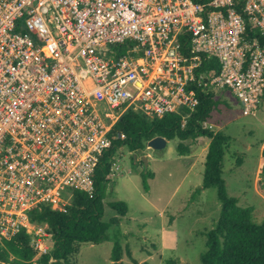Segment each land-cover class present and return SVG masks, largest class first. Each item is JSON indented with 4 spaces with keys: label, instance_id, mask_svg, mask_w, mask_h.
<instances>
[{
    "label": "built area",
    "instance_id": "built-area-1",
    "mask_svg": "<svg viewBox=\"0 0 264 264\" xmlns=\"http://www.w3.org/2000/svg\"><path fill=\"white\" fill-rule=\"evenodd\" d=\"M199 90L259 110L264 0H0V242L25 231L37 264L54 241L31 212L93 195L124 112L194 111Z\"/></svg>",
    "mask_w": 264,
    "mask_h": 264
},
{
    "label": "rangeland",
    "instance_id": "rangeland-1",
    "mask_svg": "<svg viewBox=\"0 0 264 264\" xmlns=\"http://www.w3.org/2000/svg\"><path fill=\"white\" fill-rule=\"evenodd\" d=\"M215 97L218 105L204 127L231 137L223 174L228 193L237 197L241 206H253L254 219L261 223L264 101L255 114L246 115L240 100L230 92L216 91ZM181 142L189 149L185 154L178 150ZM209 142V137L198 136L168 140L166 148L158 151L148 148V142L140 152L131 151L127 145L118 148L103 220L109 222L118 216L120 224L109 227L108 239L102 244H84L78 254L79 264H113L116 241L122 246L123 264H201L200 255L206 249L204 232L214 227L221 212L217 189H202ZM144 155L149 161L147 168L141 163ZM147 170L155 176L148 180L149 191L145 192L142 172ZM114 200L128 203L125 216L111 208L109 202Z\"/></svg>",
    "mask_w": 264,
    "mask_h": 264
},
{
    "label": "trees",
    "instance_id": "trees-1",
    "mask_svg": "<svg viewBox=\"0 0 264 264\" xmlns=\"http://www.w3.org/2000/svg\"><path fill=\"white\" fill-rule=\"evenodd\" d=\"M124 48L121 54L125 51ZM211 63L219 70L217 61L213 60ZM199 98L200 103L194 111L184 109L163 118H149L133 108L124 112L113 131L124 133L126 137L115 140L104 154L96 170V189L93 195L75 190L70 204L64 210L44 206L31 212L34 222L48 225L54 241L52 250L39 259V264H68L71 261L72 264H79L78 254L84 244H102L108 239L109 227L120 224L121 220L118 216L112 217L109 222L103 220L104 199L109 176L112 174L113 156L124 145L133 152H140L149 140L157 136L168 140L179 138L181 141L198 136L210 139L202 189H217L221 212L214 227L204 232L206 249L200 255L201 264H264V220L256 222L254 207L241 206L238 198L228 193L223 176L231 137L223 131L214 132L204 127L217 107L218 100L214 92L203 90H199ZM184 116L187 119L185 124ZM178 150L181 154L189 151L182 142L179 143ZM141 163L144 164L142 160ZM261 173L264 175V165ZM154 176V172L150 170L142 172L145 192L149 191L148 180ZM109 205L121 216L129 211V205L124 200H114ZM129 255L132 256L130 252ZM34 256L30 235L25 231L11 240L0 242V264H33ZM112 261L113 264H123L119 241L113 247ZM170 264H174V261Z\"/></svg>",
    "mask_w": 264,
    "mask_h": 264
},
{
    "label": "water",
    "instance_id": "water-1",
    "mask_svg": "<svg viewBox=\"0 0 264 264\" xmlns=\"http://www.w3.org/2000/svg\"><path fill=\"white\" fill-rule=\"evenodd\" d=\"M167 143H168V139L163 137V136H157V137H154L153 139L149 140L148 143H147V146L148 148H152L153 150H163L166 148L167 146ZM144 163H145V166L146 168L148 167L149 165V161H148V158L147 156H142V159H141Z\"/></svg>",
    "mask_w": 264,
    "mask_h": 264
},
{
    "label": "crops",
    "instance_id": "crops-1",
    "mask_svg": "<svg viewBox=\"0 0 264 264\" xmlns=\"http://www.w3.org/2000/svg\"><path fill=\"white\" fill-rule=\"evenodd\" d=\"M262 151H264V150H262ZM263 155V154H262ZM264 161V159L262 158V162ZM262 165H264V163H262ZM224 171H225V169H224ZM223 174H224V172H223Z\"/></svg>",
    "mask_w": 264,
    "mask_h": 264
}]
</instances>
